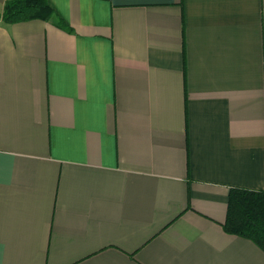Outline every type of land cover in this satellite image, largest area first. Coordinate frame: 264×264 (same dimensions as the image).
<instances>
[{"label":"crops","instance_id":"crops-1","mask_svg":"<svg viewBox=\"0 0 264 264\" xmlns=\"http://www.w3.org/2000/svg\"><path fill=\"white\" fill-rule=\"evenodd\" d=\"M48 2L0 20V264H264V0Z\"/></svg>","mask_w":264,"mask_h":264},{"label":"trees","instance_id":"trees-1","mask_svg":"<svg viewBox=\"0 0 264 264\" xmlns=\"http://www.w3.org/2000/svg\"><path fill=\"white\" fill-rule=\"evenodd\" d=\"M0 20L9 25L43 20L73 32L56 15L48 0H6L3 10L0 11ZM223 228L226 233L248 239L264 251V191L231 189Z\"/></svg>","mask_w":264,"mask_h":264},{"label":"rangeland","instance_id":"rangeland-1","mask_svg":"<svg viewBox=\"0 0 264 264\" xmlns=\"http://www.w3.org/2000/svg\"><path fill=\"white\" fill-rule=\"evenodd\" d=\"M1 6H2V1L0 0V8H1Z\"/></svg>","mask_w":264,"mask_h":264}]
</instances>
